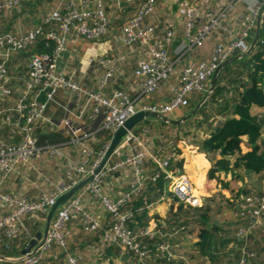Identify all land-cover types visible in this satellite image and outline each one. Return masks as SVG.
I'll return each mask as SVG.
<instances>
[{
  "label": "crops",
  "instance_id": "0c3cea01",
  "mask_svg": "<svg viewBox=\"0 0 264 264\" xmlns=\"http://www.w3.org/2000/svg\"><path fill=\"white\" fill-rule=\"evenodd\" d=\"M145 1L132 0L128 3L125 0H106L107 12L112 20L109 34L99 41H88L70 34L66 50L57 60V70L85 90L101 92L105 98L110 99L116 93H123L130 101L135 102L139 109L143 106L169 103L172 99L170 88L179 83L182 68L178 67L176 74L164 81L153 96L141 95L143 80L135 75V70L139 67L140 61L147 56V46L142 43L133 46L126 45L121 32L122 26L136 14ZM248 1L250 4H254L257 0ZM70 2H73L77 9L81 8L79 0H23L18 8L10 10L4 7L0 9V33L20 35L30 32L44 24L54 12L61 10ZM227 2L231 3L232 0H197L200 20L203 22L202 17L209 7H215V5L223 7ZM178 3L179 0H157L155 13L147 18L146 23L156 27V37L160 41L165 40L169 29L174 30L173 40L166 43L170 59H178L182 53L184 55L181 58L186 63L210 60L219 40L218 36L214 35L206 40L203 47L186 52L185 48L189 41L185 38L184 18L179 15ZM235 5L229 19V23L234 25L237 23L238 16L245 15L247 12L245 4ZM48 23L47 31L53 30L59 33V26L55 22L49 21ZM262 26H264V14L261 18ZM260 34L259 29L253 32L252 38L248 41L249 50L257 35H259L257 43L264 39V35ZM0 53L2 54L1 49ZM32 54L33 52L12 53L7 60L10 95L0 101V138H3L9 131L2 122L1 113L7 109L15 108L20 95L27 90ZM244 55L245 57L242 59H247L248 62L249 55ZM101 58L111 59L113 67L116 69L114 78L104 88L100 87V81L106 69L97 63V60ZM240 66V71L246 70L243 65ZM242 79L243 81L247 80L245 76ZM224 85L231 89L228 87L227 81L224 82ZM261 88L264 90V80ZM211 89L210 80L208 91L204 94H196L191 105L174 112L170 120L183 121L184 118L191 116L194 110L206 103L213 92ZM40 101L46 103L47 100L41 96ZM209 109H211L210 106ZM105 113L106 108L89 97L78 96L66 88L60 89L54 99L47 102L45 119L49 122L42 120L35 127L34 133L40 152L28 164L19 167L3 182L0 188L1 193L10 192L36 201L41 196L58 190L61 184L70 183L68 173L74 163L88 161L87 170L92 172V168L97 161H100V156L112 138V132L103 128ZM196 113L180 124L183 126L181 129L185 133H189L188 137L191 140H205L227 117L234 116L231 109L227 111L226 116L211 112L206 117L208 118L206 121L204 116ZM252 113L260 119H264V107H254ZM66 121L82 128L88 135L85 141L78 145L71 144L64 130ZM148 124L155 126L158 130L155 143L152 145L153 150L160 153L164 159L173 157L176 129L161 125L150 118L139 124L134 130H143L147 128ZM197 124L201 125L197 128ZM165 131L167 132L164 133ZM9 135H11L10 132ZM243 140L247 142L248 137L244 136ZM259 146L261 152H264V130L259 140ZM52 148L58 149L59 153H52ZM125 155L126 152L122 157L111 158V165L123 160ZM209 156L214 161L222 159L219 152ZM187 157H189L188 161L191 166L196 167L201 164L202 160L199 156L190 155ZM226 158L233 163L236 156H227ZM154 168L156 166L153 161L145 164L146 178L153 175ZM184 174L191 176L193 170H186ZM218 176L223 184H218L210 191V199L201 195L204 205L199 208L200 212L197 209H187L185 206L180 212L181 204L171 193V183H168L169 186H166L160 195L158 192L152 194L155 195L153 201L145 203L143 208L138 211L141 220L133 217V221L129 224V229L132 227L134 234L140 235L142 252L146 251L144 256L137 254L138 258L132 256L131 252L133 251L108 239L107 235L113 236V227L116 221L108 215L97 195L89 192L85 187L75 197H81L86 214L91 215L99 222L101 231L86 234L83 224L84 216L81 215L77 225L71 227L72 234L68 240V248L61 249L58 246L52 248L47 254L44 264H68L69 255L75 257L78 264H237L244 244V241L237 236V229L244 223L238 218L236 204L247 194L264 193V173L254 174L241 168H235L229 172H220ZM134 177L132 167L126 171H111L105 175L104 182L100 186L101 191L110 200L117 201L122 192L132 189ZM86 178L80 176L76 180L79 184ZM202 180L203 176L199 177L198 181ZM223 185L225 186L223 187ZM153 187H156V183L146 179L143 192L148 191L150 194L154 191ZM126 209L127 211L125 210L124 213L134 215L133 206ZM5 214L6 210L0 202V218ZM47 214L48 212L42 213L43 218L39 221L40 230L42 225L45 228L43 222H46ZM140 222H143L144 225L142 226ZM257 230L254 236H250L251 240L248 244L251 248L253 247L252 249L257 255L255 261L258 263H255L259 264L264 263V227ZM41 233L43 234L44 231ZM4 240H6L5 236L1 232L0 244ZM162 245L169 247L168 252L171 257L159 249V246ZM27 246L22 249L21 253ZM0 257L3 256L0 255ZM17 258L19 257L0 258V264H3L4 261L10 264H20L15 262Z\"/></svg>",
  "mask_w": 264,
  "mask_h": 264
},
{
  "label": "built area",
  "instance_id": "2783aa9c",
  "mask_svg": "<svg viewBox=\"0 0 264 264\" xmlns=\"http://www.w3.org/2000/svg\"><path fill=\"white\" fill-rule=\"evenodd\" d=\"M22 1L0 0V9L4 7L10 10L18 8ZM79 1L81 2L80 9L70 2L61 10L54 12L44 23L47 25L49 21L55 22L59 26V33L53 30L45 31L42 26H39L25 34H0V49L2 50V54L0 53V98L10 95L8 88L10 76L7 65L10 54L19 50H28L39 38L55 43L53 55L32 54L27 90L20 95L15 108L7 109L1 113L2 122L9 128L12 139L21 138V141L9 145L0 144V188L3 182L19 167L28 164L40 152L35 138V127L42 120L49 122L45 119L47 102L53 100L60 89L66 88L78 96H87L105 107L103 128L112 134L139 111H149L171 119L174 112L191 105L193 95L204 94L208 91V84L213 74L222 64L249 52L248 41L252 38L255 30H260L261 18L264 14V0H257L254 4H250L248 0H232L231 3H225L223 7H218V5L209 7L204 12L202 22L197 8V0H179L178 11L179 15L184 18V34L189 41L185 48L186 52L203 47L206 40L214 35L219 38L210 60L186 63L181 58L184 54L180 53L178 59L172 60L166 49V43L171 42L175 36L174 30L169 29L165 40L160 41L156 37V27L146 23L147 18L155 13L157 6V0H146L136 14L122 26L121 30L126 45L133 46L142 43L147 46V56L140 61L139 67L135 70V75L143 80L141 95L153 96L159 90L161 83L171 78L178 67L182 68V74L179 83L170 88L172 99L169 103L143 106L139 109L135 102L130 101L123 93H116L110 99L105 98L101 92L87 91L57 70V60L66 50L70 34L88 41H99L106 37L112 28L106 0ZM131 1L125 0L128 3ZM242 3L247 7L246 14L238 16L235 25L229 23L234 5ZM261 45L264 46V39L261 41ZM97 63L106 69L100 81V87L104 88L114 78L116 69L109 58L98 59ZM41 96L46 98V103L40 101ZM64 130L75 145L85 141V138L88 137L82 128L76 127L69 121L64 122ZM148 131V128H144L140 135H137L134 130L129 132L111 157H122L126 152L125 158L112 165L109 161L105 168L87 185V190L101 199L108 215L116 221L113 227V236L107 235L108 239L141 256H144L146 251L142 252L140 235L134 234L129 229L134 215L124 212L132 204V199L143 192L146 179L156 183L163 177L171 183V193L178 203L185 207L199 209L204 205V200L192 181L186 175H174L170 171L169 160L162 158L160 153L153 150L152 144L146 139L150 134ZM107 148L108 146L100 156V161ZM51 152L59 153V150L52 148ZM100 161L96 162L92 168L93 171L98 167ZM149 161H153L155 164L156 172L150 178H146L144 166ZM88 165V161L74 163L68 173L70 183L61 184L58 190L41 196L38 201H31L14 194H0V201L13 209L9 216L0 219V233L6 231L11 237H15L17 225L20 224L23 216L47 213L58 197L78 184L77 177H73L74 173L82 178L89 177L93 173V171L87 170ZM131 167L134 169L135 175L134 186L131 190L122 192L117 201L110 200L101 191V179L104 178L105 173L126 171ZM80 205H82V199L78 196L59 208L53 218L45 242H39L28 254L22 255L15 262L39 264L46 259L54 244L65 249L70 238V230L67 226L81 215L84 216L83 224L87 234L95 233L101 229L99 222L94 217L80 211ZM236 212L238 218L244 223L237 229L238 238L244 241L241 249L242 254L237 264H256L254 262L256 253L249 249L248 240L257 229L264 227V197L254 193L245 195L237 201ZM168 248L164 245L159 246L163 253L171 257ZM67 260L69 264H78L73 256L69 255Z\"/></svg>",
  "mask_w": 264,
  "mask_h": 264
},
{
  "label": "trees",
  "instance_id": "16d2710c",
  "mask_svg": "<svg viewBox=\"0 0 264 264\" xmlns=\"http://www.w3.org/2000/svg\"><path fill=\"white\" fill-rule=\"evenodd\" d=\"M39 26H42L44 30L47 31V25L42 24ZM260 33L261 36L264 35V26L260 28ZM54 49L55 43L53 41H47L44 38H39L36 43L31 46L28 50H19L15 53L33 52L53 55ZM240 65H243L246 70L240 71ZM243 76H245L247 80L243 81ZM224 80L228 82V87H230L231 89L225 87ZM263 80L264 46L261 45L260 41L257 43L255 50L249 55L248 62L247 59H241L240 61H236L232 64L227 65L223 69L222 73L219 75L218 81L210 97L208 98L206 103L199 108L197 113L204 116L206 121L208 119L206 117H208L211 112H215L218 115L226 116L227 111L229 109L233 110L234 116L229 118L227 117L226 120L221 123L220 126H218L208 138H206L205 140H191L188 137L189 133H185L184 130L181 129L183 128L182 125H171L167 121L165 122L163 120L153 118L154 122H157L164 126L174 127L176 129L175 134L177 135L174 137L173 144L175 147V154L169 159L166 158L169 160L170 171L174 175L179 176L186 175L184 174V171L192 169L193 175L186 176L192 181L198 193L202 196H206L207 199H210V191L213 188H215L218 184H223V182L219 179L218 176L220 172H229L231 169L241 168L249 173H264V152H261L259 146V140L264 130V119H260L258 116L253 115L252 113L254 107H264V90L261 88ZM195 95H193L192 100L194 99ZM6 98L7 97L0 98V101ZM209 106L211 109H209ZM199 125L201 124H197L196 127L198 128ZM146 127L149 130L148 132H150L146 139H148L149 142L153 145L155 143V136L158 130L155 126L151 124L146 125ZM5 128H7V131L9 130L7 126ZM9 132L10 131H8V133H6L3 138H0V144L4 143L6 145H9L21 141V138H16L15 140H13L12 136L9 135ZM134 132L137 135L143 133L142 130H134ZM166 132L167 131H165L164 133ZM244 136L248 137L247 142L243 140ZM193 137L196 138L195 136ZM218 152L222 155V159L217 161L210 159V154ZM190 155L199 156L202 160L201 164L196 167L191 166L190 161H188L189 157H187ZM227 156H236V158L232 163L230 159L226 158ZM155 172L156 169L154 168L153 173ZM77 175V173H74L73 177H78ZM201 176H203V180L199 182L198 179ZM168 183L169 182L162 177V179L156 182V187H153L154 191L152 193L148 194V191L142 192L141 194L132 199V204H130L129 206H133L134 208L132 210L135 215L134 218L136 217V219H138L139 221L141 220V217L139 218L138 211L143 208L142 206H144L145 203H151L153 201V199L155 198V195H152L153 193L158 192V195H160V193L163 192L164 188H166V186H169ZM224 186L225 185H223V187ZM0 194L11 193H1L0 191ZM242 194L244 195L245 193ZM250 194H247L246 196ZM256 195L264 197V193H257ZM0 202L6 210L5 216L0 218L3 219L9 216L13 209H11L7 204H3L2 201ZM183 206L184 205L180 206V212ZM187 209L192 210L195 208L187 207ZM200 210L201 209H197V211L199 212ZM42 218V213L23 216L21 218L20 224L17 225V232L15 237H11L6 231H3L2 234L5 236L6 240H4L0 244V255L5 258L21 257L22 249L25 248L29 244L30 240L35 237L38 231H40L41 226L39 221ZM79 219L80 217H78V219L76 220H72L68 224L67 228L70 230V236L72 234L71 227L76 226L79 222ZM141 225L143 226L144 223L142 222ZM130 230L132 231L133 228L131 227ZM100 231L101 229H99L95 233H99ZM257 231L258 230H256L252 234V236H254ZM250 240L251 237L248 241L249 243ZM57 246L58 245L54 244L52 248ZM67 248L68 242L65 249ZM252 248L249 246V249L253 251L254 249ZM131 254L135 258L139 257V255L133 252H131ZM255 260L256 258L254 259V262H256ZM45 262L46 261L44 260L39 264H44ZM3 264L10 263L4 261Z\"/></svg>",
  "mask_w": 264,
  "mask_h": 264
},
{
  "label": "water",
  "instance_id": "95a60500",
  "mask_svg": "<svg viewBox=\"0 0 264 264\" xmlns=\"http://www.w3.org/2000/svg\"><path fill=\"white\" fill-rule=\"evenodd\" d=\"M258 39H259V35H257L255 37L253 44H252L249 52L247 53V55H249L252 52L255 45L257 44ZM244 57H245V55L236 56V57L230 59L229 61H227L226 63L222 64L215 71V73L213 74L212 79H211V85H212L211 91L214 89L222 69L225 68L227 65L232 64V63H234V62H236V61H238ZM198 109L199 108L194 110L192 112V115H194L198 111ZM191 116L184 118L183 121L182 120L181 121H173V120H170V119L166 118L165 116L157 114V113H153V112H149V111H139L135 115L130 117L122 127L118 128L112 134V138H111L110 143L108 145L107 151H106L104 157L102 158L101 162L99 163L98 167L93 171V173L89 177H87L85 180L80 182L78 185L74 186L69 191L65 192L64 194H62L60 197L57 198L55 203L51 206V208L48 211L46 222H45L44 233L42 234L41 232H39L36 235V237L33 240H31V242L27 246V248L22 252V255L28 254L39 242H42V243L45 242L47 235L49 233V230H50L51 223L53 221V218H54L57 210L60 207H63L64 205H66L79 192H81L85 187H87V185L93 180V178L95 176H97L105 168V166L110 161L114 151L119 146L121 141L128 135L129 132L133 131L139 124H141L142 122H144L145 120H148L150 118L163 120L165 122L167 121L173 125H180L182 122H185ZM0 258L5 259L3 257H0Z\"/></svg>",
  "mask_w": 264,
  "mask_h": 264
},
{
  "label": "rangeland",
  "instance_id": "374dc122",
  "mask_svg": "<svg viewBox=\"0 0 264 264\" xmlns=\"http://www.w3.org/2000/svg\"><path fill=\"white\" fill-rule=\"evenodd\" d=\"M175 74H176V73H175ZM175 74H174V75H175ZM206 127H208V124H206ZM68 139H69V141H71L69 137H68ZM198 140H201V139H198ZM71 144H75V143L71 141ZM105 175H106V173H105ZM102 176H103V173H102ZM104 179H105V176H104V178L101 179V182H102V183L104 182ZM97 198H99V197L97 196ZM99 200H101V199H99ZM80 208H81L80 211H81L83 214H86V211H85L84 206H83V205H80ZM43 224H45V222H43ZM44 229H45V228H44V226L42 225V228H41V230H40L39 232L44 231ZM33 239H34V238H33ZM33 239H32V240H33ZM16 260H18V258H17Z\"/></svg>",
  "mask_w": 264,
  "mask_h": 264
}]
</instances>
